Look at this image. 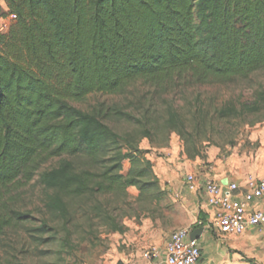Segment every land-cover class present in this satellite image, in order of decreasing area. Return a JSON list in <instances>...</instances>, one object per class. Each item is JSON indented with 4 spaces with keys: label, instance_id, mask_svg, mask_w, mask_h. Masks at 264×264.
Returning a JSON list of instances; mask_svg holds the SVG:
<instances>
[{
    "label": "trees",
    "instance_id": "1",
    "mask_svg": "<svg viewBox=\"0 0 264 264\" xmlns=\"http://www.w3.org/2000/svg\"><path fill=\"white\" fill-rule=\"evenodd\" d=\"M0 6V237L30 216L5 198L40 176L47 210L74 220L72 201L89 199L94 219L122 233L98 196L118 208L159 202L167 191L138 144L106 122L116 108L83 112L91 94L118 95L143 81L162 92L180 83L224 85L264 71V0H4ZM13 17L7 31L1 22ZM245 112L264 111V93ZM172 121V120H171ZM174 130V129H173ZM195 155L193 158L197 157ZM130 168L124 174V163ZM114 200V201H115ZM202 218V217H201ZM201 220L206 221L205 218ZM46 227V226H45ZM46 231L44 230L43 233Z\"/></svg>",
    "mask_w": 264,
    "mask_h": 264
},
{
    "label": "rangeland",
    "instance_id": "2",
    "mask_svg": "<svg viewBox=\"0 0 264 264\" xmlns=\"http://www.w3.org/2000/svg\"><path fill=\"white\" fill-rule=\"evenodd\" d=\"M0 6L7 11L4 0ZM13 22V18H5L3 30ZM259 93H264V71L224 85L180 83L165 92L139 81L122 94H91L73 105L83 112L116 108L128 114L127 120L115 117L106 122L122 137V145L128 140L146 151L155 173H160L158 162L169 159L172 152L177 157L176 170L184 177L188 175L186 169L198 163L213 171L220 165L229 166L240 179L248 175L264 178V111L243 110L244 104L253 103ZM62 159L84 167L83 158L52 159L33 181L5 198L8 208L30 218L0 237V264H124L122 256L131 247L123 241L129 232L140 236L136 227L148 223L152 226L149 229L155 230V238L165 240L181 228L193 229L191 223L197 216L198 221L202 219L186 205L185 197H175L174 191L168 190L170 185L164 183L167 196L159 202L139 201L136 187L128 189L131 204L120 208L112 196H98L116 222L124 225L122 233L94 219L89 199L72 201L71 210L77 214L73 221L64 223L47 210L50 192L40 183V176L58 167ZM129 168L126 161L125 175ZM189 171L196 173L195 169ZM182 187L185 191L187 186Z\"/></svg>",
    "mask_w": 264,
    "mask_h": 264
},
{
    "label": "crops",
    "instance_id": "3",
    "mask_svg": "<svg viewBox=\"0 0 264 264\" xmlns=\"http://www.w3.org/2000/svg\"><path fill=\"white\" fill-rule=\"evenodd\" d=\"M2 6L4 7V5ZM169 156V159L166 161L160 160L158 162L160 173L156 174L160 179L161 185L164 183L169 184L168 190H173L175 197H185L186 205L192 206V210H196L198 215L201 214V217L206 219L205 222L204 220L198 221L197 216L191 223V226L194 225L193 229L188 227L190 229L188 240L194 241L201 250V259L197 264H264V227L252 229L244 235L237 236L221 235L206 226L211 214L206 205L204 191L201 189L203 182L207 178H210L226 184L229 181H240L243 178L240 179L229 166L220 165L215 167L214 171L204 172L206 168H201L198 163H195L194 165H190L189 169H186V172L192 174L189 170L195 169V174L200 177L201 185L197 186L194 190L185 187V191H183L184 188L182 186L186 185V177L176 170L178 166L176 155L171 152ZM165 165L168 168H165ZM253 208L264 210V198L255 201ZM130 225L126 226L130 228ZM150 227L152 226H148V223H145L144 227H136L135 229L140 231V236H136L134 232L127 234V240L123 241V243H127L131 248L122 256L125 261L124 264H144L143 253L150 247L155 246L161 249V251L164 250L170 235L165 240H159L154 236L155 230L149 229ZM163 259L164 253L162 254L161 261Z\"/></svg>",
    "mask_w": 264,
    "mask_h": 264
},
{
    "label": "built area",
    "instance_id": "4",
    "mask_svg": "<svg viewBox=\"0 0 264 264\" xmlns=\"http://www.w3.org/2000/svg\"><path fill=\"white\" fill-rule=\"evenodd\" d=\"M210 171L213 168L209 166L204 172ZM200 182V177L193 173L188 174L185 179L190 190L201 185ZM201 189L211 214L206 224L209 229L221 235L241 236L249 230L264 227V210L253 208L255 201L264 198V179L248 175L240 181L223 184L207 178ZM189 235V228L174 231L163 251L155 246L144 251V264H197L201 259V250L194 241L188 240ZM163 253L164 259L161 261Z\"/></svg>",
    "mask_w": 264,
    "mask_h": 264
}]
</instances>
